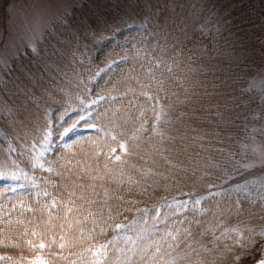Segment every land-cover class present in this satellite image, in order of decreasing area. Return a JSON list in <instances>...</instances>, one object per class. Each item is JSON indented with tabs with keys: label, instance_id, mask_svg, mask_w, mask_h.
Returning a JSON list of instances; mask_svg holds the SVG:
<instances>
[{
	"label": "trees",
	"instance_id": "16d2710c",
	"mask_svg": "<svg viewBox=\"0 0 264 264\" xmlns=\"http://www.w3.org/2000/svg\"><path fill=\"white\" fill-rule=\"evenodd\" d=\"M67 17L73 20H69L74 23L73 27L94 25L95 36H92L94 41L89 54L81 61L79 56L75 60L66 57L63 61L68 70L74 68L72 74H90L87 82L79 78L72 81V77L63 76L56 66L43 73V77L29 81L23 77L27 72L25 67H34L37 72L38 64L45 61L36 60L27 50L13 59L4 75L5 81L0 84L2 104L12 107L8 113L14 117L15 132L27 129L26 132L31 133L0 136V173L19 177L18 180H0V257L11 258L0 259V264L29 263L39 256L46 264H73V261L81 264L77 258L80 253H84L85 264H88L91 257L84 249L92 242L111 239L113 233L110 229L102 235L99 230L90 233L91 221L76 223L84 210L74 211L66 218V205L71 192L77 196L83 192L92 198L90 189L85 192L84 188L77 187L88 183L76 179L83 176L79 167L88 165L89 171L96 167L102 169L106 162L117 172L122 168L126 175L138 181L132 185L99 182L114 197L123 198L109 200V207L119 205V215L112 213L115 220L111 227L114 228L115 223H129L134 231L128 235L137 244L154 247L156 242L163 243L162 238L169 232L190 230L195 235L211 230L216 235L221 232L227 235L214 242L211 253L198 249L200 256L193 259L206 264H254L260 260L262 252H253L254 258L247 259L254 250L250 246L240 248L241 259L236 261L234 257L239 247L232 243L236 237L228 230L250 227L251 234L254 230L258 233L263 224L261 208L251 213L247 204L237 209L220 199L219 202L214 199L213 206L205 209L199 210L197 206L171 214L166 212V206L176 195L172 190L181 192L184 180L190 183L201 180L197 187L199 192H204L207 181L223 178L222 172L235 160L239 137L254 110L253 103H257L256 95L246 87L261 61L264 0H84L73 7ZM110 24L111 28L101 29ZM219 50H224V55H236L230 66H213L219 62ZM54 58L59 60L58 56ZM160 62L172 71H165L163 66L157 68ZM153 75L155 80L151 78ZM196 76L204 78V83L214 89L213 98L187 101L188 89ZM160 79L164 81L162 89L156 83ZM145 92L156 97L158 103L141 95ZM97 98V103L89 105ZM153 107L169 111L171 123L166 131L172 139L163 144L151 131ZM81 116L87 119L82 120ZM145 118L147 123L145 131L138 134L140 139L129 140ZM2 123L8 134L11 122L5 119ZM90 124L103 127L112 135L123 133L122 138L130 147L125 164L113 165L112 161L105 160L102 152L97 156L96 144L104 145L99 150L117 145L99 130L91 133L87 130L89 134L75 139L69 149L56 147L47 151L40 158L44 168L33 167L36 154L31 147L35 143L32 135L36 127L49 126L54 144L62 132L73 129L75 133ZM157 146L168 149L165 154L170 164L156 154ZM68 160L73 162L71 166L66 165ZM209 166L214 170L204 176L203 168ZM68 167L72 168L71 173ZM49 168L52 171H48ZM148 169L163 173L167 179L159 174L143 175ZM199 170L203 171V176ZM57 172L62 175H56ZM45 192L49 196H45ZM53 200L57 202L55 208L50 207ZM80 203L76 201L77 205ZM93 210L99 212L100 207ZM32 231L39 236L33 237ZM89 233L93 241L87 239ZM61 234H66L68 245L63 250L57 246ZM53 236L57 237V244L49 248L47 240ZM28 240L45 242L46 247L32 249ZM196 240L213 246L212 236L199 235ZM224 245L231 246L232 252L226 251ZM185 251L177 249L179 256H184ZM178 264H189V260L178 259Z\"/></svg>",
	"mask_w": 264,
	"mask_h": 264
},
{
	"label": "rangeland",
	"instance_id": "374dc122",
	"mask_svg": "<svg viewBox=\"0 0 264 264\" xmlns=\"http://www.w3.org/2000/svg\"><path fill=\"white\" fill-rule=\"evenodd\" d=\"M84 0H0V84H3L5 81L4 75L9 69L13 59L20 54H23L25 51L29 50L36 60L44 59L42 65L38 64L40 69L37 72L35 68L30 66L25 67L27 72L24 74V78H27L29 81L33 82L37 80L40 75L43 77V73L48 72L49 69H56L63 76L72 77L74 81L79 78L83 82H87L91 76L88 73H74L72 74L74 68L68 70L67 67H64L63 61L66 57L71 60H75L79 56V61H81L83 56H87L92 48V36H95V31L93 30L94 25L88 24L87 26H76L73 27V21L69 19L68 13L75 6L81 5ZM118 22L113 26L116 27ZM111 28V24L108 27H102L101 29L107 30ZM69 45L73 48H69ZM48 47V48H47ZM78 47L79 50L77 49ZM80 51V54H79ZM224 51V50H222ZM219 50V62H216L213 66H230L236 55L223 52ZM53 56H58L59 60L55 61ZM223 57H225L223 59ZM61 58V59H60ZM260 63L256 69L252 72L251 76L248 79L246 89L249 92H253L257 97V103H253V112L249 116V122L246 125V128L243 134L239 137V146L238 151L235 156V160L232 162L230 168L223 171L224 177L217 178L216 181L211 180L207 181V184L204 188V192H199L197 185L201 180H194L192 183L189 181H183L180 186H183L181 192L177 193L179 190H172L174 195L170 201L167 203L166 208L168 209L167 213H177L184 210L195 209L197 206H194L193 202L197 199L201 200L199 205V210L202 208H207L213 206L214 199H218L216 202H219V199L224 203H230L233 207L237 209L242 204H246L250 207V212H259V208L262 209L264 213V200H261V197H264V44L261 47L260 53ZM44 79V78H43ZM206 80L200 76H196L191 82V87L188 89V102H197L203 98H213L215 91L213 88L209 87L206 83ZM99 100V98L95 99ZM94 101V100H93ZM92 104V101L89 105ZM12 110L10 104L6 103L5 106L2 104L0 99V136H8L10 134H19L21 136L30 135L31 133L24 131L15 132V127L12 125V120L14 117L9 115L8 111ZM45 115V114H44ZM8 119L11 124V130L7 134L5 132L3 120ZM36 133L32 135L35 139L36 144L42 139L43 133L49 131L48 127H36ZM40 130V132H39ZM98 131L105 137L110 138L112 133L109 131H104L103 127L96 128L93 127V124H90L89 127L82 131H65L68 132L67 135H64L65 132H62L58 139L54 140L55 143H51V148H61L63 150L69 149L73 141L80 136L88 135L87 132ZM102 130V131H100ZM51 131V130H50ZM109 133L110 135H105ZM56 145V146H54ZM30 147V145H28ZM104 145H95V149L101 153L108 152L110 147H116L117 151L115 154H121L120 149L117 146H109L99 150ZM128 146V144H127ZM32 148V147H31ZM130 147L128 146V151ZM255 149V153L252 151ZM42 146L38 145L37 150L34 151L37 156V151H42ZM129 154L122 155V160L126 159ZM251 165L250 168L244 169L242 165ZM205 174L203 171L199 170V174L204 176L207 175V172L211 174V170L214 168L204 167ZM203 176V175H202ZM255 181V186L251 183ZM213 187L209 188V185ZM245 185L248 189L250 195L247 196L245 200L244 195L233 191L237 186ZM209 192L220 193L216 197L209 196ZM237 199L241 202L237 204ZM187 202V206L184 209L179 207L178 202ZM204 204V206H203ZM206 206V207H205ZM256 213V212H255ZM247 228V227H246ZM250 228V227H249ZM249 228L241 230L246 236L251 235L248 231ZM264 230V215H263V224L259 232ZM249 232V233H247ZM258 232V233H259ZM253 233H257L254 230ZM256 243L249 245L254 249L249 253L247 259L252 260L254 258L253 252H262V258H264V238L256 237ZM236 255H241V247L238 245ZM260 247H262L260 249ZM42 260L44 258L39 256ZM36 260V259H34ZM26 262L24 264H30ZM45 261V260H44ZM239 262L238 264H240ZM46 264V262H45ZM254 264H257L254 263Z\"/></svg>",
	"mask_w": 264,
	"mask_h": 264
},
{
	"label": "snow or ice",
	"instance_id": "6c2138e0",
	"mask_svg": "<svg viewBox=\"0 0 264 264\" xmlns=\"http://www.w3.org/2000/svg\"><path fill=\"white\" fill-rule=\"evenodd\" d=\"M164 67L165 71L171 72V67H168L166 65H163V62L157 63L156 67ZM163 76V74H162ZM153 80H155V76L153 75L151 77ZM158 87L161 89L163 88V79L156 81ZM264 91V89H261ZM141 95L145 96L149 101H156L158 103V100L154 96H149L146 92L141 93ZM100 99H103V97H100ZM93 104L97 103V101H92ZM153 123H152V134L153 136L157 137L158 140L163 144L165 141L171 140L172 137L168 134L166 131V126L171 123L169 111L166 108H160L159 110H156L155 107H153ZM141 116H143V113H141ZM82 120L87 119L84 116H81ZM147 123V119L141 120V126L139 128H136L131 135L128 137L129 140H139V133H142L145 131L144 124ZM76 125H73V128H75ZM93 127H95L93 125ZM73 129H68V132L72 131ZM68 132H65L64 135H67ZM105 135H110L109 133H105ZM119 137V138H118ZM123 133H118L117 135H111V140L116 143V145L120 149L121 154H115L117 149L116 147H110L108 152L104 153V158L106 161H112L113 165H115L116 162H119L121 165L125 164L126 161L122 160V155L129 154L128 153V146L127 142L123 140ZM151 139V138H149ZM38 145L42 146V151H37V156L35 157V164H33V167L36 168H44V163L41 161V157L45 155V153L51 148V131H46L42 135V139L38 141L36 144L32 145V149L34 151L37 150ZM154 151L157 155H159L163 160L164 163L170 164L171 162L168 160L166 156V152L168 151L167 148H161L157 146ZM255 153V149L252 150ZM97 156L100 155V152L98 151L96 153ZM72 161L68 160L66 161V165L71 166ZM76 166H79V162L76 163ZM175 167V165H172ZM90 166L85 165L82 167H79V170L83 173L82 177H76V179H83L88 181V183L77 185V187L84 188L85 192H87L88 189L91 190V197L85 195V193H81L79 196L75 192L69 193L70 199L66 205L67 212H66V218L68 214H71L72 212H80L81 210H84V214L82 217L78 218L76 223H80L81 220L84 222L91 221V229L90 233L96 232L99 230V233L102 235L106 229H110L113 233V237L111 239L106 240L103 243H97L92 242L89 244L87 248L84 249L85 253L90 254V261L88 264H178L179 260L187 259L189 260V264H206L203 260L193 259L194 257L200 256V251L198 249H202L204 252L211 253L213 251V248L215 247V241H220L223 236L227 235V233L221 232L220 235H216L211 230H205L204 233H196L195 235L190 230H185L184 233L177 232L176 234H173L172 232H169L166 234L165 237H163V243L156 242L155 246L149 245L147 247L143 245H139L136 243V240L133 239L131 235H128V232H133L134 229L129 227V223H115L114 228L111 227L112 222L115 220V217L112 216L113 212H116L117 215H119L118 208L119 205H114L112 207H109V200L112 198L120 199L122 200V197H114V194H110L107 189L103 187L102 183L99 182H110L114 185H123L125 183H128L130 185L138 183V181L134 180L130 175H126V173L122 170H119L118 172L113 168L109 167V164L106 162L103 165V168L96 167L89 171ZM244 169H248L251 167V165H242ZM48 171H52L51 168L47 169ZM72 168L68 167V172L71 173ZM103 173V174H101ZM143 175H157L159 174L161 178L167 179V176H165L163 173H156L152 169H148L146 172L142 173ZM56 175H62V173L57 172ZM14 179L18 180V176H11L8 177L3 173H0V180H7V179ZM253 186H255V181L249 182ZM213 187V185H209V188ZM12 191H15V189H11ZM233 191L237 193H241L244 195L245 200H247V196L250 195L248 192V189L245 185H239ZM220 193H214L209 192V196L215 197L219 195ZM45 196H49L48 192L44 193ZM79 200L81 203L79 205L76 204V201ZM261 200H264V197H261ZM241 201L237 199V204H239ZM179 207L181 209L186 208L187 202H178ZM194 206H199L201 204V200L197 199L193 202ZM57 206V202L55 200L52 201V204L50 207L55 208ZM97 206L100 207V211L96 212L93 209H95ZM106 210V212H105ZM131 223H135V221H132ZM72 225L69 224V228H71ZM61 230H63L64 225H60ZM231 233H233L236 237L232 241L233 244L239 245L241 248H247L251 244H255L256 237L264 238V230L260 231L259 233H252L251 235L246 236L244 233H242L239 229L232 228L229 229ZM251 232V230H248ZM87 235V239L89 241H93V237L91 234ZM25 235L28 233L25 232ZM31 235L33 237H38L39 234L36 231H32ZM199 235H208L212 236L213 238V246L209 247L200 242L199 240H196V236ZM123 236V240L121 242V237ZM84 237V233H81V239ZM59 243L57 244V237L53 236L51 239L47 240V247L51 248L53 244H57L59 249L63 250L65 247H67L66 243V234H61L58 237ZM170 241V242H169ZM27 244L32 249H45L46 243L45 242H34L33 240H28ZM124 245H127L125 247ZM226 251L229 253L232 252V247L229 245H224ZM151 249V250H149ZM177 249L186 250L184 253V256H179V253L177 252ZM63 258V257H61ZM77 258L80 259L81 264H85L84 261V253L77 254ZM0 259H11L10 257H0ZM234 259L236 261H239L241 259V255H235ZM30 264H45V261L42 260L40 257H37L36 260L31 261ZM73 264H76L75 261H73ZM257 264H264V258L257 261Z\"/></svg>",
	"mask_w": 264,
	"mask_h": 264
}]
</instances>
